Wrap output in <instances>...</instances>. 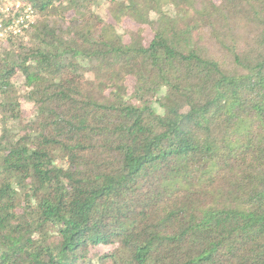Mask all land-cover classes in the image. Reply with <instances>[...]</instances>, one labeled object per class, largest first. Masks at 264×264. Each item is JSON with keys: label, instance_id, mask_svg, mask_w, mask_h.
<instances>
[{"label": "trees", "instance_id": "16d2710c", "mask_svg": "<svg viewBox=\"0 0 264 264\" xmlns=\"http://www.w3.org/2000/svg\"><path fill=\"white\" fill-rule=\"evenodd\" d=\"M20 1L0 264H264V0Z\"/></svg>", "mask_w": 264, "mask_h": 264}, {"label": "built area", "instance_id": "2783aa9c", "mask_svg": "<svg viewBox=\"0 0 264 264\" xmlns=\"http://www.w3.org/2000/svg\"><path fill=\"white\" fill-rule=\"evenodd\" d=\"M4 3L0 6V11H8L10 8L15 10L19 9L21 6L20 0H3ZM34 19V13L30 6L25 5L22 13L17 16H12L10 22L3 23L0 20V44L2 43L5 35L8 33H18L21 31L22 27H26Z\"/></svg>", "mask_w": 264, "mask_h": 264}, {"label": "rangeland", "instance_id": "374dc122", "mask_svg": "<svg viewBox=\"0 0 264 264\" xmlns=\"http://www.w3.org/2000/svg\"><path fill=\"white\" fill-rule=\"evenodd\" d=\"M96 10L99 12V13H101V15L106 19V20H108V21H110V18H109V15H107V11H106V4L104 3V2H100L99 4H98V7L96 8ZM133 28H135V26L133 25L132 26ZM149 36H150V33H147L146 34V38H149ZM23 93V92H22ZM21 109H22V113H23V116L25 117V118H30V117H32V115H33V111H34V108H33V105L31 104V103H29V102H27L26 100H21ZM154 107H155V110L158 112V113H161L162 112V110L156 105V104H154ZM97 249L99 250V251H104V250H106L107 248L106 247H104V246H102V245H99V246H97Z\"/></svg>", "mask_w": 264, "mask_h": 264}]
</instances>
